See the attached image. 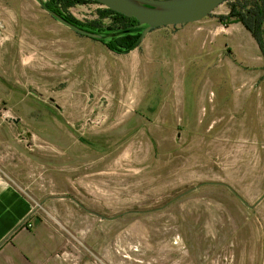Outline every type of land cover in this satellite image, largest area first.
Returning <instances> with one entry per match:
<instances>
[{
  "label": "rangeland",
  "instance_id": "rangeland-1",
  "mask_svg": "<svg viewBox=\"0 0 264 264\" xmlns=\"http://www.w3.org/2000/svg\"><path fill=\"white\" fill-rule=\"evenodd\" d=\"M46 2L0 0L4 173L48 195L52 217L96 214L91 238L129 264H264V60L250 34L222 29L220 4L116 53L104 42L123 25L102 5L65 9L91 37Z\"/></svg>",
  "mask_w": 264,
  "mask_h": 264
},
{
  "label": "crops",
  "instance_id": "crops-1",
  "mask_svg": "<svg viewBox=\"0 0 264 264\" xmlns=\"http://www.w3.org/2000/svg\"><path fill=\"white\" fill-rule=\"evenodd\" d=\"M218 8L219 14H226L228 11L224 4ZM236 24L243 28L240 23ZM222 29L230 31L228 26H223ZM205 113V110L200 112L201 115ZM5 168L11 167L1 163L0 264H129L128 260L120 258L113 252L111 243L107 246V242L97 243L95 236L91 238V235L96 234L92 229L95 224L91 223L97 219L96 214L56 212L58 217H52L40 211V202L46 199L47 203L48 195L40 192L39 196L36 190L26 191L24 182L10 179L3 171ZM56 170L62 188L70 189L63 175L65 168L58 167ZM107 177H110L109 174ZM29 184V188H32V183ZM112 203L111 199L105 201V204H110L109 209ZM106 219L105 214L99 217L102 222ZM57 220L68 222L71 226L70 234H65L64 225L59 224ZM75 221L78 223L82 221V224L84 222L85 228ZM81 232L87 243L74 244L70 237L81 236ZM96 253L101 256L100 261L97 260Z\"/></svg>",
  "mask_w": 264,
  "mask_h": 264
},
{
  "label": "trees",
  "instance_id": "trees-1",
  "mask_svg": "<svg viewBox=\"0 0 264 264\" xmlns=\"http://www.w3.org/2000/svg\"><path fill=\"white\" fill-rule=\"evenodd\" d=\"M88 2L102 5L95 0H47L42 5L47 11L57 14L67 22L85 29L86 27L83 23L73 17V15L66 13L65 9L84 5ZM221 4H224L228 11L226 14L216 15L217 22L224 26L240 23L254 40L264 60V0H224ZM98 13L100 17L112 16L114 20L121 22L123 25L121 27L123 28L122 32L118 36L108 40V42H104L109 50L121 53L137 46V42L146 25H142L136 19L126 17L104 6L98 10ZM208 16H214L213 12ZM142 26L144 28L140 29ZM262 69H264V61Z\"/></svg>",
  "mask_w": 264,
  "mask_h": 264
},
{
  "label": "water",
  "instance_id": "water-1",
  "mask_svg": "<svg viewBox=\"0 0 264 264\" xmlns=\"http://www.w3.org/2000/svg\"><path fill=\"white\" fill-rule=\"evenodd\" d=\"M104 7L146 25L140 39L155 27L173 26L202 20L212 13L224 0H95ZM52 15L74 29L91 37L99 35L75 26L57 14Z\"/></svg>",
  "mask_w": 264,
  "mask_h": 264
},
{
  "label": "bare ground",
  "instance_id": "bare-ground-1",
  "mask_svg": "<svg viewBox=\"0 0 264 264\" xmlns=\"http://www.w3.org/2000/svg\"><path fill=\"white\" fill-rule=\"evenodd\" d=\"M176 251H177V246H174L173 248L168 249L166 252L173 255L176 253Z\"/></svg>",
  "mask_w": 264,
  "mask_h": 264
}]
</instances>
